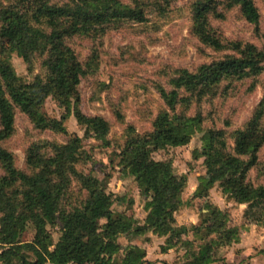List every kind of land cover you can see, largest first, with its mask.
<instances>
[{"label": "trees", "instance_id": "16d2710c", "mask_svg": "<svg viewBox=\"0 0 264 264\" xmlns=\"http://www.w3.org/2000/svg\"><path fill=\"white\" fill-rule=\"evenodd\" d=\"M220 0H195L191 32L200 43L225 52L201 63L194 71L178 69L169 79L170 89L157 88L164 102L149 131L139 134L133 126L118 151L119 165L133 177L149 210L143 222L125 218L114 210L119 197L107 190L104 179L85 175L79 165L89 159L83 138L70 135L65 143H32L25 150L28 170L16 166L15 156L3 141L15 130L16 111L24 114L37 130L68 134L64 121L70 116L84 129L85 137L109 145L110 125L100 115H87L80 108L78 86L86 72L68 40L77 36L97 37L121 21L143 22L140 0H33L28 13L0 5V39L14 44L13 51L31 71L39 55L42 75L22 80L10 62V51L0 44V263L1 264H148L135 247L119 254L122 235L132 238L151 233L164 237L160 251H183L179 264H211L221 247L240 241L241 228L229 225V213L204 202L198 223L178 224L175 213L183 205L181 194L186 177L174 172L170 160H155L152 153L168 146H183L201 132L202 157L207 174L205 191L216 186L236 204H245L242 218L264 224V185L253 184L249 172L258 165L264 145V93L250 117L233 131L202 128L201 112L188 115L191 104L214 96L224 80L256 78L264 73V49L253 43L223 40L210 27L219 18ZM238 6L245 21L257 25L260 14L253 0H226ZM91 62L88 66H91ZM264 89V87H263ZM51 97L63 108L61 117L48 116L43 106ZM180 107V110L177 108ZM76 183L85 193L82 202L63 206ZM31 226L29 241L21 237ZM57 228L54 242L50 228ZM152 264V263H150Z\"/></svg>", "mask_w": 264, "mask_h": 264}, {"label": "rangeland", "instance_id": "374dc122", "mask_svg": "<svg viewBox=\"0 0 264 264\" xmlns=\"http://www.w3.org/2000/svg\"><path fill=\"white\" fill-rule=\"evenodd\" d=\"M54 1L58 4L65 2ZM140 1L145 8L143 22L121 21L108 26L97 37L77 35L68 40L86 70L78 86L80 108L87 115H100L108 121L109 145L104 146L99 140L85 137L84 129L76 123L73 115L64 121L68 134H59L35 129L19 111H16L13 135L2 144L14 154L16 166L26 171L25 150L30 144L47 141L65 143L70 135L83 138V150L89 159L83 161L79 169L85 175L92 174L99 179L108 176L107 190L119 197L113 205L114 210L121 212L125 218H133L141 223L149 210V203L140 195L133 177L119 165L118 151L126 138V129L131 125L139 134L149 131L153 119L165 109L157 88L162 86L169 90V79L178 69L194 71L201 63L217 59L225 52L203 45L192 34L191 17L195 0ZM253 2L260 14L257 25L245 21L238 6L227 7L226 0H220L222 17H211L210 27L223 40L249 42L264 49V0ZM0 5L14 12L28 13L33 8V0H0ZM0 44L10 51V62L22 80L30 81L34 75L43 74L39 55L34 56L30 71L12 50V42L0 39ZM90 62L92 64L88 66ZM263 87L264 73L256 78L224 80L214 96L204 98L199 103L193 102L187 114L201 112L202 128L223 129L232 143L233 131L248 120L263 96ZM177 109L180 110V107ZM43 110L48 116L58 119L64 113L51 97L45 100ZM200 137L201 132L197 131L186 145L168 146L152 153L155 160H170L174 172L186 177L181 194L184 203L175 213L177 223H198L201 207L209 201L228 211L229 225L240 227L241 231L248 230L250 223L242 218L245 204L239 205L227 198L217 185L205 191L207 174L203 159L201 156L195 158V152L198 155L202 152ZM258 155V165L249 172V179L253 184L264 185V145ZM84 196L79 185L73 183L62 204L66 208L79 205ZM256 225L264 227V224ZM50 232L55 242L58 238L57 228L51 227ZM33 234L34 230L29 226L21 237L22 241L31 240ZM118 242L120 255L135 247L148 260V264H179L182 259L183 251L179 248L162 253L160 245L164 237L151 233L132 240L122 235ZM232 248L237 256L231 258V264H264V247L260 243L255 244L254 251L246 257H240L233 244L221 247L215 253L216 261L211 264H225L224 255ZM259 254L263 257L254 260V256Z\"/></svg>", "mask_w": 264, "mask_h": 264}, {"label": "crops", "instance_id": "0c3cea01", "mask_svg": "<svg viewBox=\"0 0 264 264\" xmlns=\"http://www.w3.org/2000/svg\"><path fill=\"white\" fill-rule=\"evenodd\" d=\"M247 226H249L248 230L241 231L242 233L240 234V241L238 243H233V246L236 247V252L238 251L237 254H239L240 257H246L250 255L254 251L255 244L260 243L264 247V227H257V225L253 223H250ZM224 256L226 257V260H224L225 264H231L233 262L231 258H235L237 255H234L232 248ZM261 256L263 257L261 254L255 255L254 260L258 261L259 257Z\"/></svg>", "mask_w": 264, "mask_h": 264}, {"label": "built area", "instance_id": "2783aa9c", "mask_svg": "<svg viewBox=\"0 0 264 264\" xmlns=\"http://www.w3.org/2000/svg\"><path fill=\"white\" fill-rule=\"evenodd\" d=\"M0 251H1V248H0Z\"/></svg>", "mask_w": 264, "mask_h": 264}]
</instances>
